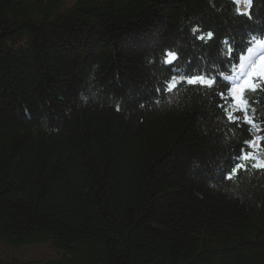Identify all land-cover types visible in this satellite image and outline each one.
Returning a JSON list of instances; mask_svg holds the SVG:
<instances>
[{"label":"trees","instance_id":"16d2710c","mask_svg":"<svg viewBox=\"0 0 264 264\" xmlns=\"http://www.w3.org/2000/svg\"><path fill=\"white\" fill-rule=\"evenodd\" d=\"M63 5L0 0V246L55 251L0 264H264V170L217 175L264 144V92L245 93L254 126L187 85L150 102L166 52L218 66L225 41L264 39V0L250 17L233 0Z\"/></svg>","mask_w":264,"mask_h":264},{"label":"snow or ice","instance_id":"6c2138e0","mask_svg":"<svg viewBox=\"0 0 264 264\" xmlns=\"http://www.w3.org/2000/svg\"><path fill=\"white\" fill-rule=\"evenodd\" d=\"M233 2L238 6L236 9L238 15L250 17L249 9L252 0H233ZM242 4L247 5V8L242 10L240 7ZM252 31L256 30L253 29ZM258 35L264 37V30H260ZM207 37L211 39L213 33L208 32ZM197 38L203 40L204 36L201 35ZM225 43H229L231 47L221 54L218 66L206 65L193 68L189 62L181 67L178 54L171 51L166 52L165 58L160 61L162 65L161 78L153 87L152 95L155 96V99L150 102L159 103L166 96L178 92L182 85H187L203 89L207 95L216 93V107L220 109L229 125L238 127L243 123L254 126V121L248 114L250 106L245 98V93L264 92V39H259L257 35H249L248 40L242 36L239 41L232 39L225 41ZM249 44L252 46L250 47ZM245 51L249 54L247 58L240 55ZM257 57L259 58L258 62ZM245 59H247V64L244 65V71L237 72L229 83L227 77L222 76L221 73L228 71L234 64L242 63ZM219 83H223L225 87L217 93ZM140 106L143 107L144 105L141 104ZM252 110L255 111V109ZM238 112L243 114L242 120L237 115ZM260 141L261 137L259 136L244 140L234 154H229L226 164L218 169V178L230 181L234 175L249 169L264 170V153L257 152ZM259 146L264 147V144H259Z\"/></svg>","mask_w":264,"mask_h":264},{"label":"rangeland","instance_id":"374dc122","mask_svg":"<svg viewBox=\"0 0 264 264\" xmlns=\"http://www.w3.org/2000/svg\"><path fill=\"white\" fill-rule=\"evenodd\" d=\"M75 0H63V6L62 9L66 8V6H69L73 4ZM240 7L243 9L247 8V5H240ZM249 54L247 53L244 57L247 58ZM257 57V62H258ZM247 64V59H245L242 63H240V69L244 71V65ZM242 71V72H243ZM248 71H251V69H248ZM259 145V143H258ZM1 255L6 260H20L25 261L27 259H36V260H42L48 257H53L55 251L47 244H38V245H27L23 246L19 249H9L6 246H0Z\"/></svg>","mask_w":264,"mask_h":264}]
</instances>
